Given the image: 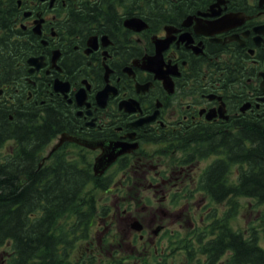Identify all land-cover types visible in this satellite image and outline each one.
Segmentation results:
<instances>
[{
  "label": "flooded vegetation",
  "instance_id": "obj_1",
  "mask_svg": "<svg viewBox=\"0 0 264 264\" xmlns=\"http://www.w3.org/2000/svg\"><path fill=\"white\" fill-rule=\"evenodd\" d=\"M16 9L0 40L5 124L13 111L41 109L56 97L72 114L61 132L76 138L56 149L94 155L93 166L98 154L124 145L105 172L112 174L106 191L115 180L121 191L136 188L112 199V213L97 215L73 264H146L152 251L156 264H168L172 250L194 254L178 241L185 228L209 264L199 239L214 238L226 223L264 249V228L232 224L241 197L258 201L233 193L216 199L205 175L224 155H204L218 129L264 123V0H17ZM11 142L4 143L8 154ZM243 168L231 165L228 185L241 183ZM177 235L172 249L162 245ZM232 255L228 249L214 264Z\"/></svg>",
  "mask_w": 264,
  "mask_h": 264
},
{
  "label": "trees",
  "instance_id": "obj_2",
  "mask_svg": "<svg viewBox=\"0 0 264 264\" xmlns=\"http://www.w3.org/2000/svg\"><path fill=\"white\" fill-rule=\"evenodd\" d=\"M73 1L86 2L67 0L68 5ZM16 2L0 0V40L6 38ZM33 35L28 40H35ZM12 113L7 125L4 120L8 115L2 113L1 117L0 111V148L8 139L13 142L12 153L0 155V246L10 243L9 264H73L74 242L86 237L97 215L109 207L99 206L92 190L107 189L112 174L95 173L88 156L70 154L65 147L46 156L49 143L68 129L67 121L72 118L56 97L48 98L41 109L28 104L24 114L18 110ZM211 139L204 155L224 156L207 169L205 187L219 200L229 193L249 194L264 203V123L251 120L237 131L218 129ZM233 163L247 164L241 171V183L234 188L227 184ZM70 212L75 214V223L56 230L60 217ZM199 241L209 264L228 249L233 255L227 264H264V249L256 238L246 240L228 223L220 226L214 238Z\"/></svg>",
  "mask_w": 264,
  "mask_h": 264
},
{
  "label": "rangeland",
  "instance_id": "obj_3",
  "mask_svg": "<svg viewBox=\"0 0 264 264\" xmlns=\"http://www.w3.org/2000/svg\"><path fill=\"white\" fill-rule=\"evenodd\" d=\"M13 142H11V147L13 148ZM53 144V143H52ZM52 144H49L45 150V152H47L50 147L52 146ZM72 148H75L72 146ZM76 150V149H75ZM8 149L5 148V146L0 148V155H6L7 154ZM168 157V156H166ZM91 161L93 162L94 159V155H92L91 157ZM208 163V160H204L202 162V167H204V165H206ZM121 174V172H119V175ZM236 174V173H234ZM115 184H113V187H115L114 190H92L93 193H96V197L98 200V204L100 205H109V213H112L115 209L114 207H112V199L115 197H119L121 193H125L127 194L128 192L130 194H133L136 192V188H130L129 187H123L126 188L124 191H121L118 187V182L117 180L114 181ZM112 187V186H111ZM124 194V195H125ZM240 210L237 213V215L234 217V221H233V225L235 228L237 229H242L245 230L247 227H249V225H254L253 227H251L250 231L253 230L254 227H256L257 229H262L264 228V204L260 205L257 204L254 200L250 201V198L247 197H241L240 199ZM140 204V203H139ZM222 206V205H220ZM135 209V208H133ZM101 212V211H99ZM261 215L263 216L262 220L259 219V217H261ZM75 218V214L73 212H70L69 214H65L64 216L60 217V219L58 220L57 224H56V230L59 229H63L64 227H68V225L74 221L73 219ZM99 222V221H96ZM75 223V222H73ZM99 224H97L96 227H98ZM95 230H92L93 235L95 234L94 232ZM191 232L188 231V228H185L182 231V236L178 238L179 236L177 235L176 237H170L168 238L164 243H162V245L166 244L167 248L170 247L169 243L171 242V249L175 246V242L178 238V241L180 243L185 241L186 243L188 242L191 249H193L194 254H190L187 256V251L186 249H182V250H178V251H174L172 250L171 255L169 257V262L168 264H206L205 260L202 259V257L200 256L199 253V248L198 246L196 248H193V237H189L188 235ZM246 233V232H244ZM248 233V232H247ZM261 239H260V243L262 245H264V232H261ZM85 238H80L78 239L76 242V249L75 251L72 249V255H71V259H73L74 261H78V260H82V258L80 257L81 253L84 252L86 250V245L87 242L89 240H84ZM195 239V238H194ZM193 240V241H192ZM174 241V242H172ZM178 243V244H180ZM95 244H96V238H95ZM94 244V245H95ZM107 245V244H106ZM10 251H11V247H10V243H6L3 246H0V264H8V258L10 257ZM124 253V252H123ZM155 252L152 251V254L147 255L146 257L142 258V260H146L147 263H152V264H156L157 261V256L154 255ZM228 257H223V260L218 261L216 264H224V262H226ZM96 260L99 259V256L96 255ZM150 260V261H149ZM141 260H139L140 262ZM100 264V263H99Z\"/></svg>",
  "mask_w": 264,
  "mask_h": 264
},
{
  "label": "water",
  "instance_id": "obj_4",
  "mask_svg": "<svg viewBox=\"0 0 264 264\" xmlns=\"http://www.w3.org/2000/svg\"><path fill=\"white\" fill-rule=\"evenodd\" d=\"M42 20V18H40ZM130 21V22H129ZM127 24L130 25L131 21H133V19L129 20ZM36 58V57H35ZM66 138H73L71 135H68L66 132H64L60 138L59 143H57L56 145L53 146L52 150H54L59 144H61V142L66 139ZM121 144L116 143L110 150H106L104 152H102L101 154H99L96 157V161H95V171L96 172H104V170L113 162V160L122 152H124L126 149L123 146H119Z\"/></svg>",
  "mask_w": 264,
  "mask_h": 264
}]
</instances>
